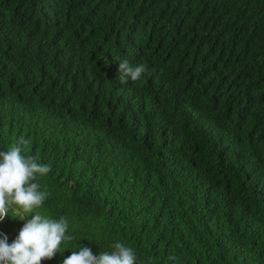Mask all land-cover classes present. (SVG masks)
<instances>
[{
	"label": "trees",
	"instance_id": "trees-1",
	"mask_svg": "<svg viewBox=\"0 0 264 264\" xmlns=\"http://www.w3.org/2000/svg\"><path fill=\"white\" fill-rule=\"evenodd\" d=\"M17 145L51 168L34 212L72 237L41 264L117 241L138 264H264V0H0ZM9 215L11 244L31 214Z\"/></svg>",
	"mask_w": 264,
	"mask_h": 264
},
{
	"label": "clouds",
	"instance_id": "clouds-1",
	"mask_svg": "<svg viewBox=\"0 0 264 264\" xmlns=\"http://www.w3.org/2000/svg\"><path fill=\"white\" fill-rule=\"evenodd\" d=\"M144 71L143 65L131 66L127 60L119 63L121 82L136 81ZM21 152L18 145L0 151V221L10 216V206H18L24 213L31 214V219L17 217L27 219V222L11 244L7 236L0 239V264H41L42 260H51L61 252L63 241L72 239L66 235L69 227L66 218L54 220L34 212L48 196L36 181L38 177L47 175L51 168L36 162L34 157L23 156ZM111 247V252L101 251L99 256H94L90 248L81 246L78 251H72L62 264H138L132 247L120 241Z\"/></svg>",
	"mask_w": 264,
	"mask_h": 264
}]
</instances>
